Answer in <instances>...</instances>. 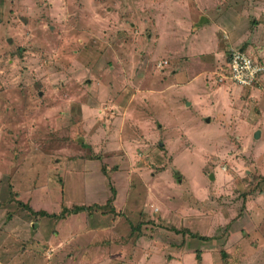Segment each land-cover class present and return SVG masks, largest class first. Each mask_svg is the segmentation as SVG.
Returning a JSON list of instances; mask_svg holds the SVG:
<instances>
[{
  "label": "rangeland",
  "instance_id": "374dc122",
  "mask_svg": "<svg viewBox=\"0 0 264 264\" xmlns=\"http://www.w3.org/2000/svg\"><path fill=\"white\" fill-rule=\"evenodd\" d=\"M175 1L0 0V264H264V80L221 81V38L194 28L216 0L168 22ZM209 47L205 64L187 56ZM205 72L226 109L194 101ZM80 204L123 217L104 260L52 240Z\"/></svg>",
  "mask_w": 264,
  "mask_h": 264
},
{
  "label": "crops",
  "instance_id": "0c3cea01",
  "mask_svg": "<svg viewBox=\"0 0 264 264\" xmlns=\"http://www.w3.org/2000/svg\"><path fill=\"white\" fill-rule=\"evenodd\" d=\"M184 0H176L173 5V7H169V10L166 12V16L168 17V22H173L174 20H169V12L176 11L177 7H181L183 9L190 8L192 9V3L188 0L185 3ZM194 9L192 10H200L199 2L194 0ZM216 8L214 11H212V14L210 13L211 17L208 16V11L203 12V16L201 18V24L199 26H195L194 28L198 29V33L196 35H201V39H207L210 37V35L206 32V29L212 28L213 30V37L212 40H215V36L218 37V40L221 38V41L219 43H223V51H220V47L217 48V53L219 56L222 54L223 57H225L224 62V71L220 76H223L227 70V63H228V55L227 51H232L234 49H244L250 52L255 58L263 60L264 61V0H216L215 4ZM215 12V13H214ZM217 14V16H216ZM205 15V16H204ZM202 30V31H201ZM210 43V42H209ZM188 53L190 52V48L187 50ZM206 52V53H205ZM214 49L211 47L205 48L201 50L200 52H195L192 54V56H187L189 59L192 60H200V65L203 62L204 58H201L200 56L204 55H215L217 54ZM189 61V60H188ZM204 63V62H203ZM205 64V63H204ZM199 65V63H197ZM199 65V66H200ZM193 70V74H196L198 70H194L193 68H190ZM206 70V69H205ZM187 72V70H186ZM210 74V73H209ZM178 75V73L174 74ZM206 76L208 77V72L205 73H199L196 77H191V79L186 84H193L197 78H202L201 85L198 86L197 91H199L195 97L193 98L195 102H197V105L204 103L207 99L212 102V99H217L219 102L222 101V107L221 109H226L228 106V93L224 88H218V90L212 91V84L206 80ZM264 80V76L262 77L261 81ZM207 81V82H206ZM229 84H231L229 81H226ZM181 99H178L177 102L181 104L179 101ZM185 106H193L195 105V102L189 97L185 96L184 98ZM224 111V110H223ZM210 120V119H209ZM210 121L209 123H211ZM260 134L261 132H256V134ZM260 136V135H259ZM102 171L105 173H113V168L109 170H106V166L102 167ZM117 171L116 173H118ZM115 174V173H113ZM212 180L215 179V176H211ZM96 188H102L99 185ZM113 188V187H112ZM112 197L118 199L119 197V190L115 187L112 189ZM116 199V201H117ZM114 202V201H113ZM81 205V204H80ZM105 207V206H104ZM101 205L97 206H89L87 207L85 204H82L81 206H77V208L74 209H68L67 214H71V218H75L74 224L72 223L73 228L66 229L64 232H61L59 236H52V240L55 241L57 237V240H59L62 244H68L72 242L74 246L77 245L78 248L83 249L84 247L95 249V255L94 257H97L98 260H104V256L102 255L103 249L105 245L107 244V239H104L103 237L107 236L108 233H112L113 226L120 222V218H117V220L114 218L113 215H109L108 209L104 208ZM129 207V202L127 203L126 208ZM94 208V210L92 209ZM108 208V207H107ZM115 208V207H114ZM126 208L123 211V214L125 215ZM86 210L92 212V217H89V219H85L84 216H82V219H79L76 217L85 214ZM117 215L121 214L122 212L120 210H115ZM133 211V210H131ZM173 211L174 210H170ZM106 212V213H104ZM95 213V214H94ZM94 214V215H93ZM59 217L64 216L62 213L57 214ZM99 215V216H98ZM105 215V216H104ZM162 215V214H161ZM98 216V218H97ZM166 219H169V221L172 218L171 212H167L166 215H164ZM102 218L103 221L101 220ZM70 219L67 218L66 221ZM183 218L181 220V223L183 222ZM62 222H65L63 219ZM60 221V222H61ZM80 222V223H77ZM115 221V222H114ZM129 218L125 220L130 225H133V223H129ZM113 223V224H112ZM173 223V221H172ZM80 224V225H79ZM112 224V225H111ZM77 225H79V228H77ZM114 226V227H115ZM134 228V227H133ZM174 231L179 232L180 230H177L174 228ZM136 232H142V228L140 230H137ZM143 232H146V230H143ZM115 233V232H114ZM116 234V233H115ZM157 239H151L146 238L145 240H140V237L137 239L138 242V252L137 255L140 252V255L146 253L148 250L149 255H151L153 252H150V250L154 249V245L157 244ZM160 240V239H158ZM159 244V243H158ZM112 245V244H111ZM166 244H164L165 246ZM144 246H147L144 250ZM107 247V246H106ZM134 247V248H136ZM114 253V252H113ZM124 254V253H122ZM117 254H114L108 259V262L112 259V257H115ZM138 255V256H140ZM141 255V256H142ZM198 258H200V254L197 255ZM140 259V257L138 258ZM163 259L165 260V257H162L161 254H154V257L152 258L150 264H163ZM92 262L91 264H94V260L91 258ZM202 263V262H201Z\"/></svg>",
  "mask_w": 264,
  "mask_h": 264
},
{
  "label": "built area",
  "instance_id": "2783aa9c",
  "mask_svg": "<svg viewBox=\"0 0 264 264\" xmlns=\"http://www.w3.org/2000/svg\"><path fill=\"white\" fill-rule=\"evenodd\" d=\"M227 67L221 81H229L240 89L254 87L264 76V61L244 49L229 53Z\"/></svg>",
  "mask_w": 264,
  "mask_h": 264
},
{
  "label": "trees",
  "instance_id": "16d2710c",
  "mask_svg": "<svg viewBox=\"0 0 264 264\" xmlns=\"http://www.w3.org/2000/svg\"><path fill=\"white\" fill-rule=\"evenodd\" d=\"M41 215H42V216H44V214H43V213H42ZM52 217H55V218H57V219L59 218V216H58L57 214H55V215H54V216H52ZM138 227H139V226H138Z\"/></svg>",
  "mask_w": 264,
  "mask_h": 264
}]
</instances>
